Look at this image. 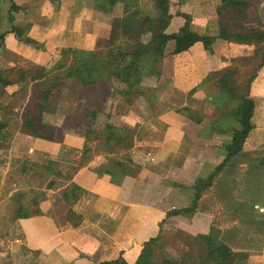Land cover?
<instances>
[{
    "label": "crops",
    "instance_id": "0c3cea01",
    "mask_svg": "<svg viewBox=\"0 0 264 264\" xmlns=\"http://www.w3.org/2000/svg\"><path fill=\"white\" fill-rule=\"evenodd\" d=\"M13 1L22 8L14 15L15 23L26 26L27 36L44 48L18 42L14 34L6 32L10 2L0 0V35L4 34L0 71L6 72L7 80L14 81L21 71L31 77L37 68L50 69L62 49L96 51L97 44L110 35L109 14L98 11L95 0ZM149 1L138 0V8L149 12ZM239 1L241 6L218 14L221 0H169L172 19L165 33L177 32L185 23L182 15H186L195 32L214 38L211 52L195 43L172 55L173 42L164 51L171 71L169 86L186 98L192 95L189 104L184 99L180 109L200 111L203 120L196 121L194 115L187 116L180 109L161 113L157 119L163 130L158 142L149 144L144 155L139 149L146 144L134 146L130 161L138 171L125 176L120 185L98 171L106 165L109 153L95 155L81 167H75V162L71 166V159L76 156L79 160L86 143L84 133L83 137L61 135L63 140L47 141L22 132L25 106L15 108L14 103L24 83L17 80L6 87L0 85V123L5 125L0 129V208L30 194L34 210L39 211L27 216H17L18 211L15 216L13 211L12 223L0 226V264H98L118 258L135 264L144 244L166 230L171 219L166 213L188 206L190 187L223 162L224 146L231 136L229 123L218 116V107L208 105L210 110H202L191 99L206 100L200 88H213L208 75L231 67L239 82L246 70L252 69L250 59L258 61L264 53V42L256 43L244 34L254 28L264 31V0ZM228 25L240 37L218 38L220 27ZM28 83L21 102L29 100L26 95L32 82ZM248 98L254 105L252 129L241 151L214 177L193 215L172 219L185 218L179 228L194 237L214 227L219 240L235 254L233 264H264V213L258 212L264 209V63L249 86ZM9 105L14 108L10 110ZM116 117L129 128L143 119L130 110ZM209 119L204 127L202 123ZM226 135L229 138L224 143ZM27 173L36 175L35 188L24 187L31 179ZM73 188H78L79 197L70 203L67 198Z\"/></svg>",
    "mask_w": 264,
    "mask_h": 264
},
{
    "label": "trees",
    "instance_id": "16d2710c",
    "mask_svg": "<svg viewBox=\"0 0 264 264\" xmlns=\"http://www.w3.org/2000/svg\"><path fill=\"white\" fill-rule=\"evenodd\" d=\"M121 1L124 5L123 15L121 19L113 21L112 31L109 38L114 42H118L119 46H110L106 50L84 51L73 50L71 48L62 49L60 52V60L57 61L50 69L38 68L36 73L31 77L19 72V76L14 78V81L7 80L5 71H0V85L6 87L12 85L17 80H21L24 86L20 92L25 94L28 82H32L31 88L36 91V103L31 107H26L22 113V132L27 135L44 139L47 141L53 139L54 128L43 122V112L54 92H60L65 88V85L74 83L77 87L89 88L99 83V81L111 78L117 79L118 82L124 85V91L119 92L122 100L126 104H132V93L139 96L142 91L138 88L140 84V77L143 70L151 67L148 74L157 76L160 75L159 67H161L164 51L169 42H173L174 48L172 55H176L187 51L195 43H201L203 48L211 52V44L214 38L207 35H200L195 32L190 21L187 18L185 23L175 33H165L166 26L170 19L168 13L169 0H150L152 9L156 12L155 16L143 13L139 10L136 0H95V8L102 13L111 12L112 8ZM10 7L6 15V23L9 28L6 32L14 34L18 42L29 45L35 49H43L44 46L29 36H27L26 26L15 23V14L22 10L17 6L13 0H9ZM221 7L218 9V14L227 11L228 8H236L243 3L239 0H221ZM106 5V7H105ZM162 24L157 31L153 29L154 25ZM133 30L135 35H142L144 32L150 33V38L146 42L137 41L132 45V50H122L120 46L127 41L126 44H131L129 40L125 39L129 30ZM236 31V30H235ZM231 26H221L218 38L228 41L235 36L240 35L236 33ZM245 36L251 38L254 42H264V31L259 28H254ZM4 34L0 35V48L3 46ZM122 38V39H121ZM76 58L75 64L67 63L68 58ZM258 57V56H256ZM234 61V60H233ZM253 62V63H252ZM252 69L246 72L244 86L241 88V82H238L232 72L231 67L214 72L208 75L207 81H210L213 88L219 90L224 95L229 97L230 101L235 102V106L231 111V116L238 123V128L231 132L230 140L224 146L225 158L223 162L218 165L212 173L205 178H197L190 187L191 198L189 204L185 208L171 210L166 213V218L175 216L188 217L194 214L197 203L201 195L210 188L214 177L221 171L225 163L235 154L241 151L242 146L252 129L251 118L253 114V102L248 98L249 86L253 81L256 72L264 63V53L259 54V60L253 61L250 59ZM234 64V63H233ZM195 91H190L191 95ZM135 95V97H136ZM182 112H187L186 108L180 109ZM89 117L94 119L95 113L93 111L87 113ZM4 123H0V129L4 127ZM134 131L126 127H117L113 124H105L99 134L88 129L84 133L85 142L98 143V147H105L107 150L104 153H109L111 147L113 148H130ZM0 137V146L2 144ZM97 147V148H98ZM127 161L121 159H114V157L106 158L109 166L98 167V171L110 176V180L115 185H120L123 177L133 176L134 166L130 161V156ZM120 168V170H118ZM133 170V173H132ZM78 188H73L68 202L72 203L79 197ZM35 202H33L34 204ZM37 214L39 211L35 209L32 211ZM21 216H27L21 215ZM159 238L149 240L144 244L143 249L137 258L135 264H153L152 246ZM193 240L199 241L204 248L200 264H233L235 254L224 245L219 239L217 232L211 228L205 235H197ZM188 259V260H186ZM196 259L186 256L178 260L175 258H167L163 260V264H193ZM98 264H127L122 258L111 262H103Z\"/></svg>",
    "mask_w": 264,
    "mask_h": 264
},
{
    "label": "rangeland",
    "instance_id": "374dc122",
    "mask_svg": "<svg viewBox=\"0 0 264 264\" xmlns=\"http://www.w3.org/2000/svg\"><path fill=\"white\" fill-rule=\"evenodd\" d=\"M178 1L181 3V0ZM136 2H138V0H136ZM124 8L125 7L121 1H118V3L112 8L111 12L108 13L112 23L113 21H115V19L116 20L121 19ZM140 11L146 13V15L147 14H150L151 16L156 15V12H154L152 8L149 12L143 10ZM182 16L184 20H187V18H189L186 15H182ZM175 18L180 19V21H183L182 17L177 16ZM229 18L230 17H228V19ZM171 19L172 16L170 15V19L168 21L166 28L169 27ZM225 19L227 20V17H225ZM159 26L162 27V24H159ZM159 26L156 24L154 25L153 29L157 31V29H159ZM171 27L174 28V25H172ZM110 30L112 31V26ZM111 31H110V35H111ZM168 31L170 32V30ZM110 35H108L105 38V40H102L100 44H97V47L99 48L98 50H106L111 48L110 46L113 47L115 45L116 46L120 45L118 42L112 41L111 40L112 38H109ZM124 37L126 38L125 39L121 38V39L129 40L131 44H126L128 42L125 41L123 42L124 45L122 44L120 48L122 50L130 51L132 50L131 49L133 47L132 45H135L137 41L140 42L148 41L150 38V33L144 32V34L142 35L140 34L138 36L135 35L133 30L131 29L129 30L127 35H124ZM74 60H76V58L69 57L67 63L75 64ZM163 60L164 57L162 58L163 67H162V63H161V67H159V72H160L159 76H157L156 74L153 75L148 74L149 71L147 70H150L151 67L142 71L140 77L141 81L138 86V88L142 91V93L139 96H137L135 93L131 94V96L134 97L132 104H126L122 100V97L120 96L119 92L124 91V85L118 82L117 79H115L114 77L111 78L112 80H107L104 78V80L99 81L98 84L89 88H82V87L80 88L77 87V85H75L74 83H70L65 85V88H63V90H61L60 92H54L50 98L51 101L50 100L48 101L49 105L47 104L45 108L46 111L43 112L44 113L43 122L47 125H53V128L55 126L53 139L63 140L64 138L63 136L66 135H69L73 138L83 137L82 133L87 132L88 129H92V131L99 134L105 124H113V125H118L120 127L126 126L128 129L129 125H125L122 121H120V117H116V116H119V113L126 114L130 110L134 113V115L143 117V119L140 120V123H138L134 127L130 126L131 128L135 129L134 132L135 137L133 136L132 145L128 149L117 148V147L112 149L111 147L110 157L112 156L114 157V159L117 160L127 159L129 156L132 155L131 152L134 146L139 145L140 142H143L142 145L146 144L145 147L139 149V153H142L144 155V152H148L147 150H150L149 144L154 145L158 142L160 138V134L163 130V125L160 124V122H158L157 119L158 116L163 112L177 111L181 107H184L183 103L186 101L189 104L190 99L188 98L192 96L191 95L190 97L186 98V96H183L182 94L172 89L171 85L169 86L168 80L170 78L169 74L171 72L170 65L168 61L166 60L163 61ZM247 71L248 70H246V72ZM245 75H243L242 80L239 81L241 82V88L244 86L243 82L245 80ZM159 81L161 82L159 83ZM200 89L202 91L201 95H205L206 100L191 99V103L196 104V106L202 110L206 108L210 110V107L208 105H215L216 107H218L217 109L218 116H222V118L229 123L228 132L231 133L233 129H237L238 123L231 116V111L235 106V102L230 101L228 96L224 95L222 92H220L215 88H211L210 86H205ZM25 94L22 93L17 97L19 98L18 101H20V103H17L18 101L15 99L16 102L14 103L15 108L16 107L23 108L24 106L25 108L28 106L32 107L33 104L36 103V100L38 98L36 97L37 94L36 91H34V89L32 90L31 88L29 95L28 94L26 95L28 96L29 100L28 101L24 100V102H21ZM184 99L186 100L184 101ZM14 106L9 105L10 110H12ZM91 111L95 113L94 119L87 116L88 115L87 113ZM191 111H187L184 114L187 116L194 115L195 118L194 120L196 121L203 120L200 111H196V112H191ZM198 112L200 113L201 116L198 115ZM63 114L64 116L65 115L68 116H65V119L62 120ZM211 120L212 119L206 120V123H202L203 126L207 127V125H209L207 124V122ZM57 128L58 130H56ZM228 138H229L228 135L222 137L224 143L227 142ZM97 147H98V143H94V142L85 143L82 153L79 157V160L77 161L75 156L74 157L75 159H71L74 161H71L70 164L72 162H75L74 164L75 167H81L85 165L89 160H91L93 156L98 154H103L107 150L103 146L98 148ZM108 151L109 150H107V152ZM71 166H73V163ZM106 166H109L108 162L106 163ZM118 170H120V168ZM137 171L138 170L135 169L133 173L132 170L133 175L136 174ZM68 174L70 173L67 172L66 175ZM28 175L30 176V174ZM30 177L31 179L29 180L30 181L29 183L22 182L25 188L36 187V183L38 182V180L36 179V175ZM40 178L42 179L41 176ZM187 195H189L187 198V202H189L191 198V194H187ZM23 197H24L23 199H19L17 202L15 201V203L6 202L5 203L6 206L0 208V224H1L0 226L2 225L5 226L8 225L7 223H12L10 219L13 217V211L15 213L14 214L15 216L17 211L19 213L17 214V216L18 215L21 216L25 214L28 215L29 212L34 211L35 206H32L31 204V198L34 196L28 194V196H23ZM38 197L40 199L39 194H36L37 200ZM2 199L3 198H1V200ZM17 207L19 209H17ZM61 210L59 207L57 208V211L59 213ZM183 222H186L185 218H180L178 220H174L171 218L170 221L166 224L167 226L166 230H164L161 233V235L158 236L159 239L155 241L152 246L153 264H163V260L167 258H175L180 260L186 256L196 259L193 262V264H200L202 254L204 253V248L199 241L193 240L194 236H191L180 230L179 227ZM211 228H213L217 232V230L214 227H210V229ZM217 234L219 239V233L217 232Z\"/></svg>",
    "mask_w": 264,
    "mask_h": 264
},
{
    "label": "built area",
    "instance_id": "2783aa9c",
    "mask_svg": "<svg viewBox=\"0 0 264 264\" xmlns=\"http://www.w3.org/2000/svg\"><path fill=\"white\" fill-rule=\"evenodd\" d=\"M258 212H259V213H264V209L259 208V209H258Z\"/></svg>",
    "mask_w": 264,
    "mask_h": 264
}]
</instances>
